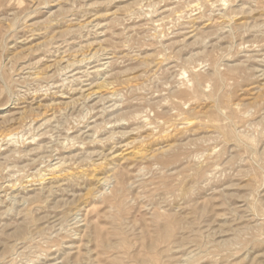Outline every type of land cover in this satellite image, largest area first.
Returning a JSON list of instances; mask_svg holds the SVG:
<instances>
[{
	"label": "rangeland",
	"instance_id": "rangeland-1",
	"mask_svg": "<svg viewBox=\"0 0 264 264\" xmlns=\"http://www.w3.org/2000/svg\"><path fill=\"white\" fill-rule=\"evenodd\" d=\"M0 264H264V0H0Z\"/></svg>",
	"mask_w": 264,
	"mask_h": 264
},
{
	"label": "bare ground",
	"instance_id": "bare-ground-1",
	"mask_svg": "<svg viewBox=\"0 0 264 264\" xmlns=\"http://www.w3.org/2000/svg\"><path fill=\"white\" fill-rule=\"evenodd\" d=\"M85 56H86V55H85ZM90 56L92 57L91 54H90ZM82 59H84V58L82 57ZM85 59H86V57H85ZM90 59H91V58H90ZM82 134H83V133H82ZM94 134H95V133H94ZM11 135H12V133H11V134L8 133V134L6 135V138H8V141H9V139H10L9 137H11ZM95 135H96V134H95ZM8 136H9V137H8ZM12 136H13V135H12ZM92 137H93V136H92ZM94 137H95V136H94ZM11 138H12V137H11ZM66 139H67V138H66ZM68 139H69V138H68ZM10 140H12V139H10ZM71 145H72V144H71ZM62 163H63V162H62ZM58 165H59V164H58ZM54 166H57V164H55ZM57 167H58V166H57ZM57 167H56V168H57ZM54 168H55V167H54ZM41 178H42V177H41Z\"/></svg>",
	"mask_w": 264,
	"mask_h": 264
}]
</instances>
